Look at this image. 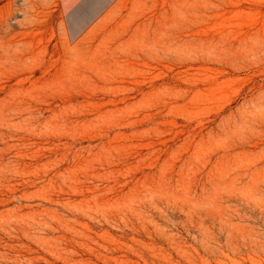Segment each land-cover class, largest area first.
<instances>
[{"label":"rangeland","instance_id":"374dc122","mask_svg":"<svg viewBox=\"0 0 264 264\" xmlns=\"http://www.w3.org/2000/svg\"><path fill=\"white\" fill-rule=\"evenodd\" d=\"M174 1L0 0V264H264V0Z\"/></svg>","mask_w":264,"mask_h":264},{"label":"crops","instance_id":"0c3cea01","mask_svg":"<svg viewBox=\"0 0 264 264\" xmlns=\"http://www.w3.org/2000/svg\"><path fill=\"white\" fill-rule=\"evenodd\" d=\"M118 0H61L69 36L82 37ZM68 7V8H67Z\"/></svg>","mask_w":264,"mask_h":264},{"label":"bare ground","instance_id":"6f19581e","mask_svg":"<svg viewBox=\"0 0 264 264\" xmlns=\"http://www.w3.org/2000/svg\"><path fill=\"white\" fill-rule=\"evenodd\" d=\"M152 6H154V5H152ZM172 9H173V11H174V9H178V11L183 12V14H182L183 18L191 20V21L206 22L208 20H212L215 18H220L221 20H226V18L224 16L218 15V13L220 11L224 10L223 5L221 4L220 0H179L178 2L177 1L173 2ZM233 10L235 13H237L238 7L235 6L233 8ZM168 13L171 14V12H168ZM208 13H209V15H208ZM210 13L213 15H210Z\"/></svg>","mask_w":264,"mask_h":264}]
</instances>
